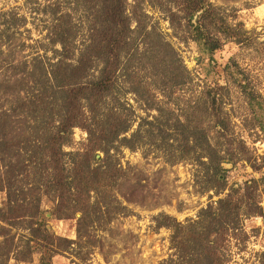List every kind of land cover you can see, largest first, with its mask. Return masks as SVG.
<instances>
[{"label": "rangeland", "instance_id": "1", "mask_svg": "<svg viewBox=\"0 0 264 264\" xmlns=\"http://www.w3.org/2000/svg\"><path fill=\"white\" fill-rule=\"evenodd\" d=\"M122 1L130 27L113 63L114 87L105 105L113 117L122 116L129 123L127 136L140 129L139 139L132 140V148L114 142L108 156L102 150L95 159L88 155L86 165L108 168L111 181L98 194L92 193L91 218L82 225L81 236L80 211L59 217L53 212L55 191L30 187L33 180L50 181L49 172L42 170L39 176L34 167L19 172L11 167L19 156L2 152L0 145V158H5L0 161V264H178L172 231L159 224L161 214L182 222L196 219L208 204H216L252 178L264 206V0H211L229 24H243L249 35L248 41H240L219 34L221 45L214 51L192 38L190 21L181 11L184 0ZM105 3L0 0V112L17 103L18 92L31 94L33 82L20 78L24 72L43 83L38 63L50 67L65 56L74 62L86 56L90 58L84 59L89 64L85 74L99 75L104 61L94 52L102 45L96 40L101 25H107ZM209 31L217 33L211 26ZM13 78L20 80L9 85ZM217 84L223 86L221 107L230 138L234 145L246 143L255 165L230 160L225 151L230 138L220 135L204 106L203 93ZM17 114L18 119L26 118L24 111ZM53 119L51 113L45 121ZM91 120L86 110L62 145L69 187L74 163L81 161L78 154L86 150ZM190 122L217 146L212 161L199 156L201 133L194 139L196 151L186 150L191 133L184 128ZM151 130L160 136L154 137ZM218 179L225 185L219 187ZM7 185L16 190L15 198L40 199L42 231L37 232L28 217H10ZM26 210L22 207L17 213ZM237 222L244 233L223 242L225 264H264V215L241 216Z\"/></svg>", "mask_w": 264, "mask_h": 264}, {"label": "trees", "instance_id": "2", "mask_svg": "<svg viewBox=\"0 0 264 264\" xmlns=\"http://www.w3.org/2000/svg\"><path fill=\"white\" fill-rule=\"evenodd\" d=\"M105 4L104 15L107 27L101 25L100 39L96 40L100 41L102 45L99 50L94 52L96 58L102 57L104 61L99 75L89 77L88 74H85L89 71L87 61L90 58L86 56L76 62L70 61L65 56L62 61L50 64V67L38 63V66L41 67L43 83L39 84L36 78L31 80L27 76L30 71L24 72L20 78L28 79L30 83L33 82L28 88L32 90L31 94L28 90L22 93L18 92L17 103L11 104L9 108L0 112L2 152L9 150V156H19L17 163L15 165L12 163L11 167L17 168L19 172L27 167H34L39 176L42 170L46 169V172H49L50 181L33 180L30 187L34 186L39 189L46 187L45 189L49 188L55 191L56 203L53 212L59 217L74 216L76 212L80 211L81 216L78 217L79 236H81L82 225L89 217L91 218L90 199L92 193L98 194L100 189L108 186L111 181L108 168L102 169L97 165H86L89 160L88 155L93 154L95 159L96 152L102 150L108 156L112 144L116 141L132 148L134 146L132 140L139 139L141 132L138 129L132 133L131 137L127 136L125 133L130 129L129 123L122 116L113 117L105 105V98L114 87L113 63L119 58L120 43L124 40L130 27L122 0H106ZM181 11L190 21L189 28L192 38L207 50L214 51L220 47L219 34L226 38L234 37L240 41H248V31L243 27V24H229L220 8L211 0H184ZM171 13L174 15V12ZM194 18L196 19L193 22ZM210 26L218 34L210 32ZM182 66L186 70L183 64ZM12 80L17 82L20 79H11L8 82L9 85L13 82ZM47 87L52 90L47 91ZM222 88L223 86L219 84L207 87L203 93L205 96L204 106L209 109L220 135L223 138H230L227 118L221 107L220 90ZM45 110L50 111L46 113ZM86 110H89L92 117L87 127L88 143L85 152L78 154L81 156V161L74 163L73 184L69 187L63 167L62 145L72 133L73 127L86 114ZM20 111H24L26 114L24 120L18 119L17 113ZM51 113L52 119L54 118L53 122L47 124L45 119ZM184 131L191 133L187 137L190 145L186 150L196 151L197 146L194 139L197 138V134L201 133L204 143L199 156H205L209 161H212L213 153L217 152V146L210 142L208 133L191 122L185 126ZM151 132L154 137L160 136L159 132L156 134L153 130ZM234 140L230 138L229 142H225V151L229 155V159H245L254 164L256 159L246 143L240 141L234 145ZM25 155H28V158H24ZM3 160H5L4 156L0 158V161ZM217 166L219 167V162L216 164V168ZM221 169L223 168L221 167ZM213 175L218 178L217 172ZM218 181L219 187L225 185V180L218 179ZM256 184V179L252 178L247 180L243 187L237 186L231 189L225 196L219 198L216 204H208L203 208L196 219L182 222L165 213L160 215L162 220L159 221V224L166 225L172 231L171 243L177 251L178 264H225L221 249L223 242L230 235L244 233V230L239 228L237 220L241 216L248 218L264 215V206L256 196ZM6 187L7 201L5 205L11 214L10 217L15 219L16 217H28L34 220L36 231L40 232L42 228L39 219L40 199L15 198L16 190L11 191L13 188L10 185ZM22 207L27 210L18 214V209ZM54 248L59 250L58 246Z\"/></svg>", "mask_w": 264, "mask_h": 264}]
</instances>
